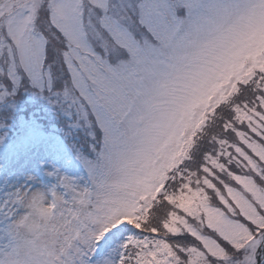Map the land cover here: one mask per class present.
I'll list each match as a JSON object with an SVG mask.
<instances>
[{
	"label": "snow or ice",
	"instance_id": "snow-or-ice-1",
	"mask_svg": "<svg viewBox=\"0 0 264 264\" xmlns=\"http://www.w3.org/2000/svg\"><path fill=\"white\" fill-rule=\"evenodd\" d=\"M0 264H264V0H0Z\"/></svg>",
	"mask_w": 264,
	"mask_h": 264
}]
</instances>
